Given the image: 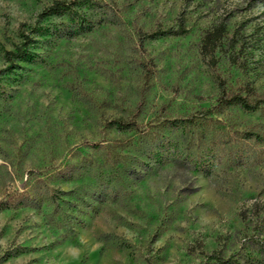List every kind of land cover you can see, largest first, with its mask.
<instances>
[{"label":"rangeland","instance_id":"1","mask_svg":"<svg viewBox=\"0 0 264 264\" xmlns=\"http://www.w3.org/2000/svg\"><path fill=\"white\" fill-rule=\"evenodd\" d=\"M53 1L0 0V264H264V104L214 108L264 95V0Z\"/></svg>","mask_w":264,"mask_h":264},{"label":"trees","instance_id":"2","mask_svg":"<svg viewBox=\"0 0 264 264\" xmlns=\"http://www.w3.org/2000/svg\"><path fill=\"white\" fill-rule=\"evenodd\" d=\"M77 3V0L68 1V0H54L51 4L45 7L40 13V17H45L53 15L62 11H66ZM79 19L76 21V25L83 26L85 20L82 19L84 12L81 10L79 12ZM185 28V18L184 16L179 17L178 27L176 30L169 32L179 33L182 32ZM151 37L154 35L142 33L141 37ZM224 40H230L227 38V29L226 25L223 22H219L211 28L205 30L201 43H200V53L207 59L209 64H214L216 62L215 54ZM28 41H24L20 46H17L15 50L5 51V59L9 63H13L24 57L26 54V48ZM234 62H237L236 60ZM3 69H0V72ZM262 104H264V95L258 93L254 87L250 84H246L241 90H227L222 81L219 83V96L216 101L214 108L221 112L225 107L229 105H239L242 108L256 110ZM111 126L119 131H134L140 133L141 138L147 139L150 135L149 130L145 126L139 125L135 119L128 118H114L111 120ZM140 144H137L133 148V159L135 164H142L145 161L151 162L156 156V152L151 151L150 146H148L147 140L140 141ZM147 143V144H146ZM138 146V147H137ZM131 174H136L135 168L130 171ZM28 193V192H24ZM30 198V196H29ZM33 199V197L31 198ZM211 257L217 259L220 262L228 263L229 260L221 259V256L218 252H213L210 255Z\"/></svg>","mask_w":264,"mask_h":264}]
</instances>
